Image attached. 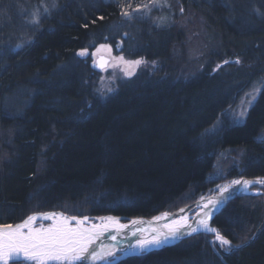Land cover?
Masks as SVG:
<instances>
[{"label": "trees", "instance_id": "obj_1", "mask_svg": "<svg viewBox=\"0 0 264 264\" xmlns=\"http://www.w3.org/2000/svg\"><path fill=\"white\" fill-rule=\"evenodd\" d=\"M136 1L0 0V223L51 209L150 217L233 178L264 176V90L243 121L226 116L253 83L264 86V0H181L214 41L206 65L184 79L137 73L99 101L80 49L121 41L125 56L167 65L182 38L178 1L161 20L155 4L123 15ZM228 149L230 172L211 177ZM64 199L85 209L68 212ZM263 219L264 194L236 196L213 217L231 245L259 230L227 249L225 263L213 235L197 233L112 264H264Z\"/></svg>", "mask_w": 264, "mask_h": 264}, {"label": "snow or ice", "instance_id": "obj_2", "mask_svg": "<svg viewBox=\"0 0 264 264\" xmlns=\"http://www.w3.org/2000/svg\"><path fill=\"white\" fill-rule=\"evenodd\" d=\"M123 15L128 16L130 13L123 12ZM38 22V18L34 15L31 23ZM101 47L104 46L102 45ZM87 51V49H82L78 55L84 56L87 54ZM120 59L123 60L122 57ZM142 62L141 60H136L126 61L125 63L139 65ZM236 62L240 63L239 60ZM225 63H228V61H225ZM100 66L102 67L103 65ZM133 72L134 69L133 71H126L125 75L132 76ZM262 90H264V86L260 89L254 88L252 93H245L246 96H250L247 103L251 104L256 98V94ZM246 111V108L243 109L238 113V116L244 117ZM255 183L264 184V180L259 178L255 181L233 180L231 185H241L243 189L247 190L250 185ZM231 185L220 187L219 196L208 199L207 204L204 205V208H207L208 211L194 223H190L188 217H183L182 222H175V227L166 225L165 227L168 228L167 232H155L154 230L151 238L137 240L133 246L134 249L144 251L149 247H158L168 242L169 239L178 238V233H180L182 228L185 229V234L187 235L201 230L214 233V240L219 243L220 247L230 249L232 246L231 241L223 236L219 230L210 227L209 220L212 209L218 206V203L223 199V194ZM203 199L204 197H201V200ZM180 211L183 212L184 209ZM41 215L45 219L53 220L52 225L47 228H34V222ZM164 215L168 214L165 213ZM160 218L162 217L155 219ZM71 219L76 220L75 217ZM87 219V217H84V221ZM133 223H136V221H133ZM82 224L83 221L76 220L77 226L71 227L69 226L67 217L56 213H45L30 215L24 221L15 225L0 226V264H50V262H55V264H78L80 261H88L89 264H95L98 260H105L107 257L113 256L114 250L99 251L91 249V245L95 243L94 232L92 229L82 228ZM120 227L125 226L121 225ZM112 239H115V237H112Z\"/></svg>", "mask_w": 264, "mask_h": 264}, {"label": "rangeland", "instance_id": "obj_3", "mask_svg": "<svg viewBox=\"0 0 264 264\" xmlns=\"http://www.w3.org/2000/svg\"><path fill=\"white\" fill-rule=\"evenodd\" d=\"M179 4V9L175 16L174 24L176 28L182 31V38L173 45L169 57V63L167 65L162 64V61L159 59H147L145 57H127L123 53H121L120 46L121 41H118L116 45H111L110 43H99L92 49H87V54L81 56L83 58H88L89 63L92 64L96 63L98 56L103 55L108 57V61L104 67L101 69L94 68V76L90 79V83L93 87V94L99 101H104L110 95L116 92L118 86L123 81L133 77L137 73H142L143 71H147L149 74L152 73H159L162 72L165 76L172 77L175 79H184L188 77H192L198 73L200 69H202L206 63L208 62V57L206 55V51L209 48H212L213 40L211 39L210 35L207 33L206 28L204 27L202 18L198 15L193 9L189 6H186L182 3L181 0H176ZM152 4H155V7L159 6V10L162 12L154 16L155 20H161L164 16L171 14V5L169 0H138L136 1V6H133L132 9L127 10L126 12H133L137 11L136 9H142L143 12L148 10ZM183 9V11H181ZM36 16V15H35ZM38 16V14H37ZM34 17V16H33ZM209 35V36H208ZM104 47H101V46ZM82 49L79 50V52ZM78 52V53H79ZM208 53V52H207ZM94 54V55H93ZM123 58L121 60L120 58ZM141 60L143 61L139 65H130L125 63L126 61H136ZM226 61V60H225ZM224 61V63H225ZM229 61V60H227ZM222 63L219 62L215 63L214 65L220 66ZM217 68V67H216ZM213 68V69H216ZM132 76H126V71H133ZM261 82L253 83L247 90H245L239 99L235 101L232 106L226 111V116L231 121L241 122L243 121L244 117H239L238 113L243 109H248L249 106L254 102V99L251 104H248L247 101L250 99V96H246L245 93H252L254 88L260 89ZM111 89V91H109ZM258 94V93H257ZM256 94V97H257ZM91 101L89 102V104ZM88 104V105H89ZM247 112V111H246ZM214 126V125H213ZM236 151L225 150L220 153L219 156L216 158V164H214V170L211 173L212 176L221 175L220 177H224L230 171L227 170L226 162L227 157H236ZM229 168V167H228ZM225 183L219 184L216 186L215 193ZM186 194V193H185ZM213 194V193H211ZM210 195V194H208ZM205 196V195H202ZM89 199V198H88ZM86 199V200H88ZM96 201V200H93ZM90 200H88L89 204ZM85 204L84 201H69L68 199H64L61 202V207L66 209V211H73V210H80L83 211ZM61 211V210H60ZM63 212V211H61ZM82 215V214H81ZM105 215H108L105 214ZM76 216V215H74ZM82 216H90L91 218L95 215H82ZM94 219V218H92ZM37 226L40 225L41 221H37ZM35 223V224H36ZM44 225L49 224V221H42ZM10 224V223H6ZM13 224V223H12ZM244 232L241 233L243 235ZM249 240V239H248ZM247 240V241H248ZM217 248V247H216ZM213 250V249H212ZM218 250V249H217ZM214 254L216 252L213 250ZM112 260V259H111Z\"/></svg>", "mask_w": 264, "mask_h": 264}, {"label": "bare ground", "instance_id": "obj_4", "mask_svg": "<svg viewBox=\"0 0 264 264\" xmlns=\"http://www.w3.org/2000/svg\"><path fill=\"white\" fill-rule=\"evenodd\" d=\"M226 185H231L226 183L223 186ZM221 186V187H223ZM236 185H231L228 190L223 194V199L218 203V206L230 195V190H233ZM243 188L241 187V190ZM220 190V188H219ZM245 190V189H244ZM219 194L214 195L212 197H209L208 199L216 198L218 197ZM208 199L204 201L199 208L195 209L194 211H186L184 210L181 212L180 210L174 211L172 214L164 215L165 213H168V211L165 212H159L158 214H153L150 217H140V216H133V217H128L126 216L125 218H119L118 216L122 215H114V214H108L106 216L102 215H95L92 216L91 218H88L90 216H77L75 217L76 220H81L83 221V224L81 225L82 228L84 229H92L94 232V238H95V243L91 245L92 250H99V251H104V250H114V254L111 257H107L105 260H98L96 262L99 263H106L111 258H116L119 256H124L128 254H137V253H143L145 251H150L151 249H156L160 246H163L167 243H172L176 241H180L184 238H188L191 235L185 234V229H181L180 233H178V238L176 239H169L168 242L161 244L158 247H149L144 251H139L134 249V245L136 244V241L139 239H145V238H151V236L155 232H167L168 228L165 227L166 225L168 226H176L175 222H182L183 217H188L190 223H194L199 217L202 216L205 212L208 211L207 208H204V205L207 204ZM217 206V207H218ZM211 207V205H209ZM216 207V208H217ZM196 208V207H195ZM212 209V212L216 209ZM49 211V210H47ZM52 211L51 213H56V214H61L63 217L68 218V223L69 226L71 227H76V220H72L71 217L68 216L65 212H60L58 213V210H50ZM40 212H45V211H35L32 212L28 215H36L40 214ZM211 212V213H212ZM210 213V214H211ZM45 214V213H42ZM195 214V215H193ZM67 215V216H66ZM124 216V215H123ZM84 217H87L88 219L84 221ZM158 217H162L160 219H155ZM94 218V219H92ZM109 218H114V219H109ZM142 218V219H139ZM37 221H41L40 225L37 226ZM42 221H49V224L44 225ZM133 221H136V223H133ZM36 223V224H35ZM53 220L51 219H45L41 215L33 224L34 228H47L50 225H52ZM0 224H6V223H0ZM121 225H124L125 227H120ZM209 226L211 227V224L209 222ZM27 231V230H25ZM112 237H115V239H112ZM123 250V251H121ZM88 261H80L78 264H82ZM50 264H55V262H50ZM96 264V263H95Z\"/></svg>", "mask_w": 264, "mask_h": 264}, {"label": "water", "instance_id": "obj_5", "mask_svg": "<svg viewBox=\"0 0 264 264\" xmlns=\"http://www.w3.org/2000/svg\"><path fill=\"white\" fill-rule=\"evenodd\" d=\"M107 61H108V57H106V56H103V55H100V56H98V58H97V61H96V63H93L92 64V66L94 67V68H96V69H101L102 67H104L105 65H106V63H107ZM100 65H103L102 67L100 66ZM262 179V180H264V177H254V178H247V177H239L237 180H250V181H255V180H257V179ZM230 184V183H229ZM255 184H257V183H255ZM252 185H254V184H252ZM251 186V185H250ZM241 185H236L235 186V188L233 189V190H230V195L228 196V197H226V199L210 214V220H209V222L212 220V218L214 217V215H216L232 198H235L236 196H238V195H241V194H247V193H254L253 191H251V190H249V188L247 189V190H244V189H242L241 190ZM219 192H220V190H218L214 195H217V194H219ZM259 193H261V192H259ZM214 195H207V196H203L204 197V199L203 200H201V197L199 198V199H197L195 202H194V207H199V206H201V204L204 202V201H206L209 197H212V196H214ZM189 206L190 205H186V206H183V207H180L178 210H181V209H184V210H186L187 211V209H189ZM52 211H45V212H40V214H42V213H51ZM61 211L60 210H58V213H60ZM172 214V213H174V211H170V212H168L167 214ZM204 214H202V216H203ZM28 216H30V215H28ZM27 216V217H28ZM67 216V215H66ZM69 217H77V216H72V215H68ZM27 217H25L24 219H22V220H20V221H18V222H14L13 224L12 223H10L11 225H15V224H18V223H21L22 221H24ZM81 217H83V216H81ZM119 218H125L126 216H118ZM127 218V217H126ZM139 219H142V218H139ZM264 220V219H263ZM3 225H9V224H0V226H3ZM212 228H215L214 226H211ZM199 232H205V231H203V230H201V231H199ZM199 232H197V233H199ZM258 232H259V230H257L256 231V233L248 240V241H246V242H244V243H242V244H240V245H234V246H232V248L231 249H233V248H235V247H240V246H244V245H246V244H248L257 234H258ZM206 233H211V232H206ZM195 234V233H194ZM211 234H213V235H215L214 233H211ZM176 242H178V241H176ZM176 242H172V243H167V244H165V245H171V244H175ZM210 246H211V248L216 252V254L219 256V258H221L222 260H223V258H222V256L224 255V254H226L228 251L227 250H225L224 248H222V247H220V245H219V243L218 242H216L215 240H214V237L210 240ZM217 247V248H216ZM218 249V250H217ZM230 249V250H231ZM129 255H133V254H128V255H124V256H119V257H116V258H114L113 260H110V261H108V262H106V263H104V262H102V263H99V262H95L96 264H112V263H115V262H117L118 260H120V259H122V258H124V257H126V256H129ZM223 262L225 263V261L223 260ZM82 264H89V262H85V263H82Z\"/></svg>", "mask_w": 264, "mask_h": 264}]
</instances>
